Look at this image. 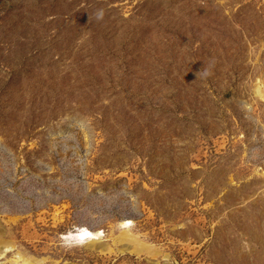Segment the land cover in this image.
Returning <instances> with one entry per match:
<instances>
[{
  "label": "rangeland",
  "instance_id": "obj_1",
  "mask_svg": "<svg viewBox=\"0 0 264 264\" xmlns=\"http://www.w3.org/2000/svg\"><path fill=\"white\" fill-rule=\"evenodd\" d=\"M22 263L264 264V0H0Z\"/></svg>",
  "mask_w": 264,
  "mask_h": 264
},
{
  "label": "bare ground",
  "instance_id": "obj_2",
  "mask_svg": "<svg viewBox=\"0 0 264 264\" xmlns=\"http://www.w3.org/2000/svg\"><path fill=\"white\" fill-rule=\"evenodd\" d=\"M257 91L260 93L259 89H257ZM121 225L123 227H127V226L131 225V221L129 219L122 220ZM102 235H103L102 230H100V229L90 230L86 227L78 228V230L73 234V236H72V233H71V235L69 234L70 237L72 236L73 238L76 239L77 243H84V242H88V241L94 242L95 240H98L100 238V236H102ZM69 236L67 235L66 237H69ZM75 239H74V241H75ZM27 260H29L28 257H27ZM30 261L32 262L33 260H30ZM22 264H24V263H22Z\"/></svg>",
  "mask_w": 264,
  "mask_h": 264
},
{
  "label": "clouds",
  "instance_id": "obj_3",
  "mask_svg": "<svg viewBox=\"0 0 264 264\" xmlns=\"http://www.w3.org/2000/svg\"><path fill=\"white\" fill-rule=\"evenodd\" d=\"M205 74H207V73H205Z\"/></svg>",
  "mask_w": 264,
  "mask_h": 264
}]
</instances>
